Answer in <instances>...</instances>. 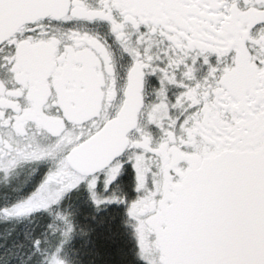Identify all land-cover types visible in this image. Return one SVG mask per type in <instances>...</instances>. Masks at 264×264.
<instances>
[{"label":"snow or ice","instance_id":"1","mask_svg":"<svg viewBox=\"0 0 264 264\" xmlns=\"http://www.w3.org/2000/svg\"><path fill=\"white\" fill-rule=\"evenodd\" d=\"M25 45L49 85L99 63L132 120L122 171L74 205L76 264H264V0H0V69Z\"/></svg>","mask_w":264,"mask_h":264},{"label":"flooded vegetation","instance_id":"2","mask_svg":"<svg viewBox=\"0 0 264 264\" xmlns=\"http://www.w3.org/2000/svg\"><path fill=\"white\" fill-rule=\"evenodd\" d=\"M68 27L101 36L107 33V25L102 23L75 22ZM9 51L5 49L3 54ZM15 51L23 57L22 70L15 73L0 69V169L10 170L17 165L26 169L27 165V169L33 172V189L17 206L23 207L31 196L53 203L65 198L73 199L84 181L89 191L100 194L101 188L97 186L100 187L103 181L105 183L106 171L122 165L129 158V153L124 151L111 167L90 177L73 171L67 156L107 123L117 119L123 108L119 98L113 100L109 95L104 75L106 69H102L99 63L87 73L84 68L69 69L49 85L41 78V72L47 67L45 49L25 45L23 49L18 46ZM117 61L118 66H122L127 58L117 55ZM20 63L18 60L17 66ZM120 83L123 84V79ZM124 118L132 121L127 109ZM121 171L120 166L118 174ZM85 200L93 203L92 197ZM24 209H27L25 205ZM70 210L67 212L69 218L66 217L68 223L72 216ZM24 211L26 215L35 213L33 209ZM9 212L7 216H11Z\"/></svg>","mask_w":264,"mask_h":264},{"label":"rangeland","instance_id":"3","mask_svg":"<svg viewBox=\"0 0 264 264\" xmlns=\"http://www.w3.org/2000/svg\"><path fill=\"white\" fill-rule=\"evenodd\" d=\"M120 166V164L119 166L115 165L106 171V174L103 177L105 183L103 181L100 184V187H98L99 189L101 188V191L99 192L100 194H102L107 182L115 179ZM23 167L17 165L16 168L10 170L0 169V184L4 186L10 185L12 187L10 195L11 199L8 201L5 200V204L2 207L8 209L11 216H7V212H0V228L4 230L5 235H8L21 222L27 221L26 216L24 215L26 212H23L24 210L33 209L36 211L37 209V211H39L41 209L42 212H45L50 221L47 228L48 232L46 231L45 238H42L35 243V246L30 253V257H37V264H67V251L69 249L68 239L70 237L71 228L70 223H68L69 220H66L69 218L67 212L70 208L66 206L69 199L65 198L58 202L54 201L53 203V201L46 202L43 198L38 196H31L26 202H24L25 208L27 209H24V205L23 207L17 206V203L21 202L20 200L25 199V196H27L33 189L31 185V173L33 172L27 169V165L26 169ZM80 185L81 186L76 190V195H80L79 197H85V195L90 194L89 197H92L93 202L96 203L94 197L98 198V192L95 193L94 190L89 191L86 181ZM89 197L87 196L86 199ZM18 213H20V216L16 217Z\"/></svg>","mask_w":264,"mask_h":264},{"label":"trees","instance_id":"4","mask_svg":"<svg viewBox=\"0 0 264 264\" xmlns=\"http://www.w3.org/2000/svg\"><path fill=\"white\" fill-rule=\"evenodd\" d=\"M12 187L10 185L4 186L0 184V208L5 204V200H10ZM80 195L69 199L66 205H68L72 211V216L70 219V237L68 239V251H67V264H76L73 252V244L78 242L81 239L86 238L87 227H77L73 222V217L77 209L74 205L77 203V200ZM85 205V212L89 213L92 211L91 204L87 203L86 200H83ZM94 203V202H93ZM27 221L21 222L17 225L11 233L5 235V232L0 228V245H6L7 248H10L13 253L16 254L18 260H14L13 264H37V257H30V253L35 246L37 241H40L42 238H45L46 231L48 232V225L50 223L45 212H42L40 209L33 215L26 217ZM5 249L0 247V253H3ZM0 264H3L0 261Z\"/></svg>","mask_w":264,"mask_h":264},{"label":"water","instance_id":"5","mask_svg":"<svg viewBox=\"0 0 264 264\" xmlns=\"http://www.w3.org/2000/svg\"><path fill=\"white\" fill-rule=\"evenodd\" d=\"M125 114L126 108L123 107L117 119L107 123L94 137L68 154V164L74 171L91 176L108 168L122 156L132 127V121L125 120Z\"/></svg>","mask_w":264,"mask_h":264}]
</instances>
